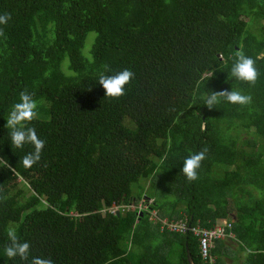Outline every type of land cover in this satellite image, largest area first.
I'll list each match as a JSON object with an SVG mask.
<instances>
[{
  "label": "trees",
  "instance_id": "16d2710c",
  "mask_svg": "<svg viewBox=\"0 0 264 264\" xmlns=\"http://www.w3.org/2000/svg\"><path fill=\"white\" fill-rule=\"evenodd\" d=\"M0 15L11 16L0 24V264H24L5 254L10 227L30 259L54 264H189L187 251L203 264L191 232L160 230L184 218L228 220L238 264H264V0H0ZM238 51L255 61V86L231 76ZM124 69L135 74L126 95L106 97L100 73ZM25 89L46 141L31 169L21 158L33 146L14 148L5 127ZM223 90L253 102L209 109ZM205 149L189 182L184 161Z\"/></svg>",
  "mask_w": 264,
  "mask_h": 264
},
{
  "label": "clouds",
  "instance_id": "9594fccd",
  "mask_svg": "<svg viewBox=\"0 0 264 264\" xmlns=\"http://www.w3.org/2000/svg\"><path fill=\"white\" fill-rule=\"evenodd\" d=\"M11 19L10 15H0V24H7ZM4 33L0 30V36ZM105 71H110V68L105 65ZM134 72L130 69H124L117 72L115 75H106L100 73L98 83L105 90L106 97L119 99L126 95V86L131 84L134 79ZM231 76L236 79L246 82L252 86L257 83L259 72L255 67V61L246 56L243 52L236 53V62L231 69ZM223 97L227 102L239 104L241 106L251 105L253 98L251 95L242 94L237 90H223L212 92L206 98V105L209 109L214 108ZM38 103L33 99V94H30L27 89L20 92L19 102L15 103L11 111L6 117L5 127L10 130V140L14 148L23 150L25 145H32L33 151L28 152L21 158L22 165L25 169H31L37 165L42 159V152L45 148L46 141L39 138L34 126H29L38 118ZM206 159V149L198 153L191 154L184 161L182 171L189 182L196 181L198 177V169L202 165V161ZM6 197L0 196V201ZM117 214V212H116ZM228 221V220H226ZM7 237L10 243L5 247L6 256L15 260L17 257L24 264H54L50 258H43L31 255V245L29 242H21L14 228L7 229Z\"/></svg>",
  "mask_w": 264,
  "mask_h": 264
},
{
  "label": "built area",
  "instance_id": "2783aa9c",
  "mask_svg": "<svg viewBox=\"0 0 264 264\" xmlns=\"http://www.w3.org/2000/svg\"><path fill=\"white\" fill-rule=\"evenodd\" d=\"M137 208L139 210H147V207L145 209H142L141 207H139V205L137 206ZM117 211L118 210L116 207L109 210V212L111 213H116ZM149 212H150V219L152 218L153 214L155 219L156 217L155 211L152 210ZM231 229H232V223L226 220H224V222L221 221L217 223L215 226H213L210 229L201 226L190 227L187 223L186 218L181 220H172V221L167 219L160 220L161 231L166 230L169 233H175L180 235L191 232L193 236L197 238L199 253L203 260V264L214 263V260L211 259L210 256L211 250L214 248L216 241L234 237Z\"/></svg>",
  "mask_w": 264,
  "mask_h": 264
},
{
  "label": "rangeland",
  "instance_id": "374dc122",
  "mask_svg": "<svg viewBox=\"0 0 264 264\" xmlns=\"http://www.w3.org/2000/svg\"><path fill=\"white\" fill-rule=\"evenodd\" d=\"M93 37H94V34L88 35L86 44H85L84 49H83L84 54L88 53V50L91 47V44L93 42ZM232 173H233L232 168L227 167L224 169V175L226 177ZM149 191H150V184H148L145 192L148 193ZM144 200H146V203H143V200L140 203H138L139 207H141L142 209H145L147 207L146 205L150 204L152 202V200H149V199L147 200L146 198H144ZM141 211H143V210H139V214L141 213ZM144 211H146V210H144ZM147 213L150 215L149 211H147ZM151 219L152 220L154 219V214H153ZM224 240L227 242L226 244L229 247H228L227 252H225L226 251L225 247H220V252H222V253L219 256V259H220L221 263L224 262L225 264H238V262L236 260L237 259L239 260L242 257V253H241V249L237 245V242H234V241L230 242L228 239H224ZM131 250L135 253L138 252L136 249H131ZM210 256H211V259H213V260L218 259L217 256H214L211 254H210ZM224 256H226V257H224Z\"/></svg>",
  "mask_w": 264,
  "mask_h": 264
},
{
  "label": "water",
  "instance_id": "95a60500",
  "mask_svg": "<svg viewBox=\"0 0 264 264\" xmlns=\"http://www.w3.org/2000/svg\"><path fill=\"white\" fill-rule=\"evenodd\" d=\"M142 216H143V214L140 213V214H139V218L142 217ZM187 260H188V263H189V264H193L192 258L190 257L188 251H187Z\"/></svg>",
  "mask_w": 264,
  "mask_h": 264
}]
</instances>
